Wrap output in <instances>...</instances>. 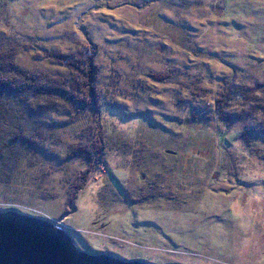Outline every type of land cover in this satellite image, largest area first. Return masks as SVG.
I'll use <instances>...</instances> for the list:
<instances>
[{
	"label": "rangeland",
	"instance_id": "rangeland-1",
	"mask_svg": "<svg viewBox=\"0 0 264 264\" xmlns=\"http://www.w3.org/2000/svg\"><path fill=\"white\" fill-rule=\"evenodd\" d=\"M12 35L32 46L20 64L59 76L36 51L96 49L99 98L0 122L18 147L0 159V212L127 261L264 264V0H0Z\"/></svg>",
	"mask_w": 264,
	"mask_h": 264
},
{
	"label": "trees",
	"instance_id": "trees-1",
	"mask_svg": "<svg viewBox=\"0 0 264 264\" xmlns=\"http://www.w3.org/2000/svg\"><path fill=\"white\" fill-rule=\"evenodd\" d=\"M21 50H32V46L30 44L24 45L17 36L12 35L10 38H0V122L2 120L5 121L7 115L10 117V113H15L19 105L24 107L25 110L29 109L26 111H30L34 102L44 101L46 110H59L64 112L63 114L69 112L68 104L72 107L85 108L93 107L96 104L95 102L99 98L96 86L99 70L98 65L94 61L96 49L88 50L85 47H79L70 52H63L59 49H45L35 52L34 59H46L58 64L69 71V76L55 75L46 70H34L20 64L16 57ZM262 86L257 91H263L264 93V85ZM232 90L241 92L244 90L253 91L254 89L250 86L235 85ZM238 95L242 97L240 93ZM234 96H236V92ZM257 96L256 101L264 107V96L262 98ZM229 97L228 92V106L230 103ZM215 109L220 117L224 115V105L220 97L216 99ZM262 112L264 113V110ZM259 123L260 125L256 130L264 136V117ZM0 133L2 134L1 131ZM1 136L0 159L5 155L12 157V155L17 154L18 147L10 145L9 141H5L3 136ZM9 138L16 144L19 141L21 142V137L16 135H10ZM23 144L25 146L28 142L24 141ZM99 148L94 149L93 153L98 155ZM76 151L73 150L74 154L71 153L70 156H77L78 152ZM83 152L84 160L87 161L89 158V156L87 157L88 151L84 150ZM83 183L81 182L80 184L78 182L73 186L69 203H72Z\"/></svg>",
	"mask_w": 264,
	"mask_h": 264
},
{
	"label": "water",
	"instance_id": "water-1",
	"mask_svg": "<svg viewBox=\"0 0 264 264\" xmlns=\"http://www.w3.org/2000/svg\"><path fill=\"white\" fill-rule=\"evenodd\" d=\"M0 264H150L80 250L61 225L14 210L0 212Z\"/></svg>",
	"mask_w": 264,
	"mask_h": 264
},
{
	"label": "bare ground",
	"instance_id": "bare-ground-1",
	"mask_svg": "<svg viewBox=\"0 0 264 264\" xmlns=\"http://www.w3.org/2000/svg\"><path fill=\"white\" fill-rule=\"evenodd\" d=\"M45 57V56H44ZM45 74V73H44ZM79 75V74H78ZM79 87V86H78ZM84 90V89H83ZM43 103V102H42ZM46 104V103H45Z\"/></svg>",
	"mask_w": 264,
	"mask_h": 264
}]
</instances>
